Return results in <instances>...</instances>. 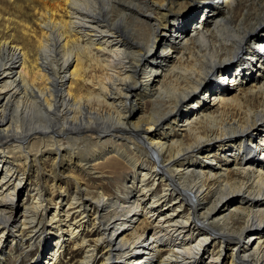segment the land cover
<instances>
[{"label": "bare ground", "instance_id": "1", "mask_svg": "<svg viewBox=\"0 0 264 264\" xmlns=\"http://www.w3.org/2000/svg\"><path fill=\"white\" fill-rule=\"evenodd\" d=\"M28 1L0 11V264L56 232L35 264H264V0Z\"/></svg>", "mask_w": 264, "mask_h": 264}, {"label": "rangeland", "instance_id": "2", "mask_svg": "<svg viewBox=\"0 0 264 264\" xmlns=\"http://www.w3.org/2000/svg\"><path fill=\"white\" fill-rule=\"evenodd\" d=\"M16 1L18 3H20L23 8H25V9H23L24 11L25 10L26 11H29V12L31 11L32 7L30 8V6L32 5V3H30L28 0H16ZM197 1H199V0H197ZM204 1L209 2V4H211L212 6H215V7H219V5H220V4H218L217 2H215L213 0H204ZM256 1L259 4V2L262 1V0H256ZM238 2L239 3H238V6H237V11H236L235 16H234V19L235 20L239 19L240 16H241V14L243 12H245L246 11V8L248 7V6H246L247 5V1L246 0H239ZM0 3H1L0 4V11H1L2 15L4 14L5 16H8V15H10L11 12L14 14L15 12L18 11V9L13 5L12 0H0ZM11 10H13V11H11ZM197 10H195L194 13H193L194 14L193 15V19L196 18V17H198L200 15L202 9L200 8V11H199V9H197ZM20 14H22V13L21 12H17L16 13L17 16L18 15L20 16ZM16 15H14V16H16ZM5 16H3V18H5ZM11 16H13V15L11 14ZM200 18H201V16H199V18L196 19V21H195L196 24H199L200 23L199 22ZM233 62H234V64H236L237 61H233ZM257 65L259 66V64H257ZM254 68H255V70L250 71L252 74L253 73L256 74L257 73V71H256L257 69L256 68H259V67H254ZM217 73H218V70H216V74ZM205 100L206 101H209V94L207 95V97L205 98ZM111 137H112V142L110 141L111 142L110 143V142L107 141L104 146H106V147L109 148L110 145L113 144L114 147H117V146H121V145L126 144V143H128L126 146H130L129 145V142H128L129 140L127 138L125 139L126 136H123L121 134L116 133L115 135L112 134ZM63 143L64 144L61 146V151L62 150L66 151V150H68L69 147H71L70 143H66V142H63ZM9 144L10 145H12V144L14 145V142L13 143L11 142ZM48 148H50V147H48ZM48 148H43V150H48ZM99 149H103V147L100 146ZM213 149L214 148H211L210 150L213 151ZM12 150L13 151H16V149L15 150L12 149ZM87 153H90V152L89 151L83 152V154H85V155H87ZM258 157L261 158L260 154H258ZM216 166L214 165V167H216ZM109 178H111V177H108V179L105 180L106 181V184L110 186L111 190H114L115 187L117 186V184L120 181L117 180L118 181V183H117L115 181H112L113 179H109ZM129 180H131V178H129L128 181ZM59 182H61L64 187L66 186V187H68L70 189H74V186H75L74 185V182L70 178L67 179V178H64L63 176L62 177H59ZM89 182H91L90 185L95 186L96 184H98V182H100V180L99 179H96V180L94 179V180L89 181ZM41 183H42V180H41ZM42 187L45 188L44 185H43V183H42ZM46 191L49 193L50 189H46ZM55 199H57V198H55ZM25 200L27 201V199H26V192H24V190H22L20 192L19 197L15 198V203H18L19 204V206L15 209V212H14L15 217L18 218L19 215L21 214V211H22L21 204ZM55 209H56V205H54V203L53 204L51 203L50 209H49V212L48 213H51ZM49 217H50V214H49ZM149 230L150 229L148 228V231ZM251 233H253V232H251ZM88 234H89V232H87V230H84V235L87 236ZM142 234H144V233H141L140 234V237L142 236ZM248 235L249 234H247V232H246V234L244 235L245 237L242 239V242L240 244H238V247L243 246V245H248L250 243L249 242V239L248 240L246 239V237L248 238ZM57 237H58L57 232H56V234H50L48 236V238H49V241H48L49 244L45 248V251H42L43 250V247H44L43 246L44 242H40V243L37 244L38 245L37 247H35L34 249L32 248L31 250H28L26 252L27 258H24V259L19 258V260L17 261L18 263H16V264H35V261L36 260H38L40 262H45V260L46 261L49 260V256L51 255L52 250L55 247V244H54L55 241L54 240ZM11 246H12V243L11 244H7V246H6L7 254L5 256V258H6L5 264H12L13 263L12 262L13 258H10L9 257V255H10L9 252H11L12 248L14 249V246H12V247ZM76 249H78V247H73V246L67 247L66 250H65V252L63 253V256L59 259L58 264H64L66 262H69V263H72V264H76L77 261H78V258L80 257V254L79 253L75 254ZM42 252H43V254H41ZM151 258H152V260L156 259V260H154L156 262L159 261V259H157L155 256H153V257L151 256ZM229 261H230V257H227L224 260V264H228ZM203 264H207V263L204 262Z\"/></svg>", "mask_w": 264, "mask_h": 264}]
</instances>
